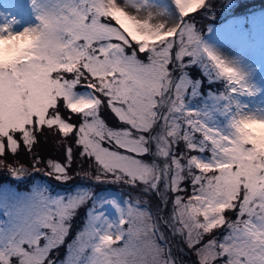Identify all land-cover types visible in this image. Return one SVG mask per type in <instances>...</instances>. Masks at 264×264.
Returning <instances> with one entry per match:
<instances>
[{"label":"snow or ice","instance_id":"obj_1","mask_svg":"<svg viewBox=\"0 0 264 264\" xmlns=\"http://www.w3.org/2000/svg\"><path fill=\"white\" fill-rule=\"evenodd\" d=\"M209 4L29 0L34 24L0 23V158L31 154L54 135L68 143L62 160L46 161V175L67 182L79 160L83 178L133 193L120 201L37 191L0 221V264H57L53 253L88 201L86 225L59 264H183L169 236L194 264H264V150L253 141L264 115L242 118L250 113L237 97L255 92L195 27ZM154 7L172 22L140 15ZM205 80L224 87L204 91ZM152 197L156 216L141 204Z\"/></svg>","mask_w":264,"mask_h":264},{"label":"rangeland","instance_id":"obj_2","mask_svg":"<svg viewBox=\"0 0 264 264\" xmlns=\"http://www.w3.org/2000/svg\"><path fill=\"white\" fill-rule=\"evenodd\" d=\"M253 1L255 0H250V2ZM154 2L170 5V0H154ZM240 3L245 4L247 1L210 0L208 11L199 15L193 14L195 15V27L201 33L203 43L236 67L244 75L246 83L255 92V95L245 94L237 97L240 104L245 106L244 110L249 113L264 115V5L250 6L246 12L242 13L239 11L242 9ZM149 11L160 19H167L169 23L172 22V18L169 16L159 14L160 8L142 10L140 15H147ZM133 14L136 13L133 12ZM10 17H14L18 21L14 26L15 31H21L24 27L35 23L31 16L29 0H0V23H3L5 18ZM217 37H221L222 40H218ZM230 51H236L237 56H233ZM0 62H2V57H0ZM193 74L197 79H203L199 69H195ZM209 87L214 92H218L222 90L224 85L222 82L210 85L205 80L203 90L207 91ZM193 103H198V101ZM253 141L258 150H264V134H254ZM48 159L51 158H44L41 167H14L23 169V173L19 175L8 170L9 165H6L4 174L0 173V221H6L5 213L14 211L40 190H46L47 194L53 197L75 195L80 190H86L92 192L97 200L115 198L120 201L128 199L133 194L131 189L121 183H94L91 179L83 178V173H79L81 167L79 160L72 166L70 172L72 179L67 182L57 181L54 177L46 175L48 170L46 161ZM62 159L63 156L53 160ZM83 167L87 169L88 165H83ZM141 204L143 207L150 208L153 216L159 214L155 197L150 200L145 198L141 200ZM91 205L92 201H88L72 220V229L65 246L53 253L57 264L66 254L67 243H70L75 238L76 233L85 227L87 222L86 210ZM102 211L110 219L117 218V213L110 206L106 205ZM171 211L172 205L169 202L164 214L168 215ZM228 215L232 217L234 213L230 212ZM169 240L173 254L179 261H182L183 264H194L195 257L184 246L179 237L172 238L169 236ZM62 249L64 251H61Z\"/></svg>","mask_w":264,"mask_h":264},{"label":"trees","instance_id":"obj_3","mask_svg":"<svg viewBox=\"0 0 264 264\" xmlns=\"http://www.w3.org/2000/svg\"><path fill=\"white\" fill-rule=\"evenodd\" d=\"M247 3H240L242 5V9L239 10L240 12H246V10L250 6H259L264 5V0H255L250 2V0H246ZM240 2V0H239ZM206 20L210 21V19L206 18ZM68 141L58 139L56 136H48L47 138L41 137L39 142L34 146L32 153L27 154L26 151H20L19 155H7L4 158H0L4 160V166L0 167V173L4 174L6 170V165L11 167L16 166H24L25 168H33L34 167V157H38L41 161L39 165L35 167H41L44 158H51V159H60L62 157L63 146H66ZM80 164V163H79ZM83 165H86L83 164ZM94 172V169L92 170ZM156 199V198H155ZM61 251H64L62 249Z\"/></svg>","mask_w":264,"mask_h":264},{"label":"clouds","instance_id":"obj_4","mask_svg":"<svg viewBox=\"0 0 264 264\" xmlns=\"http://www.w3.org/2000/svg\"><path fill=\"white\" fill-rule=\"evenodd\" d=\"M132 15H137L133 14ZM144 19L148 20L150 23H152L154 26H159V25H167L169 21L167 19H160L158 16L154 15L153 12H148L147 15L143 16ZM3 42H0L2 44ZM244 119H254L255 117L250 113L246 117H242ZM258 126V125H257Z\"/></svg>","mask_w":264,"mask_h":264},{"label":"bare ground","instance_id":"obj_5","mask_svg":"<svg viewBox=\"0 0 264 264\" xmlns=\"http://www.w3.org/2000/svg\"><path fill=\"white\" fill-rule=\"evenodd\" d=\"M217 39L218 40H222V38L221 37H217ZM214 42H215V40H213ZM231 53H232V55L233 56H237V53H236V51H230ZM239 54H242L241 52H239ZM225 60H227L226 58H225ZM249 110V109H248Z\"/></svg>","mask_w":264,"mask_h":264}]
</instances>
